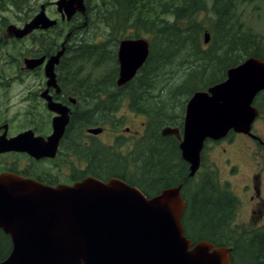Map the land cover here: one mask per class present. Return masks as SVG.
I'll use <instances>...</instances> for the list:
<instances>
[{"label": "water", "instance_id": "obj_1", "mask_svg": "<svg viewBox=\"0 0 264 264\" xmlns=\"http://www.w3.org/2000/svg\"><path fill=\"white\" fill-rule=\"evenodd\" d=\"M54 6L62 21L85 14L84 0H57ZM55 25L41 5L23 28L11 25L7 32L21 39L33 30H48ZM209 39L205 31L203 43ZM64 51L63 42L45 63V57L24 58L23 67L33 70L44 64L46 83L57 87L55 68ZM148 55L147 40H121L116 55V85L130 82ZM262 91L264 61L247 58L228 68L223 81L189 97L181 135L178 128L161 129V136H174L179 141L189 178L199 169L206 140H221L230 131L251 135L258 116L252 103ZM46 99L47 108L58 115L47 141L24 133L8 141L0 139V151L54 154L68 115L66 108ZM101 131L99 127L87 129L92 135ZM180 189L181 185L167 188L148 199L136 187L115 178L104 183L88 177L72 186L46 188L13 174H0V230L11 242L10 252L0 264H232L229 248L206 241L193 244L184 236L181 219L185 202Z\"/></svg>", "mask_w": 264, "mask_h": 264}, {"label": "trees", "instance_id": "obj_2", "mask_svg": "<svg viewBox=\"0 0 264 264\" xmlns=\"http://www.w3.org/2000/svg\"><path fill=\"white\" fill-rule=\"evenodd\" d=\"M18 1L25 0H0V12L10 5L17 7ZM236 1L243 3L245 0H213L210 14L207 15L206 4L199 0H101L100 9L98 5L92 9L89 0H84L85 14H76L70 22H65L69 28L65 35L69 37L80 34L79 28L86 27L81 22L77 24L73 21L79 17L83 21L88 20L86 25L100 18L98 22L103 21L114 35L119 34L121 29L120 38L126 30H131L130 38L142 34L148 36V58L130 82L123 87L116 86L117 67L112 68L108 74V83L117 87L118 102L111 108L104 106L101 113L107 116L119 106L123 98L128 97L130 108L149 118L151 131L149 136L146 135L136 144L131 161L125 158L119 161V169L115 172L119 175L117 178L138 188L148 198L163 189L182 184L181 195L186 201L182 226L188 239L194 243L207 241L215 247L229 248L232 264H264V229L253 231L249 237L238 238L240 235L234 230L237 227H231L237 202L229 188L219 182L215 168L205 167L206 170L195 183L187 178L186 164L177 160L180 157L174 140L172 143L160 136L163 127H181L183 116L174 119L169 117L165 111V101L160 100L158 95L154 96L166 89V79L178 71L181 72V79L172 85L170 92L172 95H183L186 102L195 91L206 90L223 81L228 68L250 57L264 60L261 41L250 31L240 29L242 25H239L235 17L237 6L233 7ZM101 13L104 15L100 17ZM205 21H209L210 25L206 26ZM56 26L52 33L58 38L62 33ZM205 30L211 32V41L203 47L200 36ZM52 33L46 31L39 34L44 37L35 35L36 41ZM114 41L118 43L119 40ZM104 45L105 42L83 43L81 39L77 47L72 49L73 57L79 61L86 56L106 58L110 52L103 49ZM42 50L46 52V48ZM68 50L71 47H66L59 68L66 62ZM183 104L184 101L181 108ZM100 121L88 116L85 126H94ZM131 163L134 169L139 170L138 177L127 175ZM171 165L175 169H170ZM201 167H204L203 158ZM182 171L183 176L177 177ZM186 188L190 190L188 195ZM10 247L8 237L0 234V261L7 257Z\"/></svg>", "mask_w": 264, "mask_h": 264}, {"label": "flooded vegetation", "instance_id": "obj_3", "mask_svg": "<svg viewBox=\"0 0 264 264\" xmlns=\"http://www.w3.org/2000/svg\"><path fill=\"white\" fill-rule=\"evenodd\" d=\"M33 32L44 33V31L41 30H34ZM33 32L21 39L13 36H9L8 39L13 41H22L29 37H35L36 39L37 36H33ZM70 38L71 36H69L67 40H70ZM3 42L4 40H0V43ZM66 46H69V41H66L65 48ZM43 48H46V52L40 50V52L37 51L33 53L31 57L27 58L45 57V63L50 56L56 54L60 45L56 47L53 38H51L49 39V44ZM38 49H41L39 43L37 44V50ZM64 55L65 54L62 56ZM61 59L62 58H60V60ZM60 60L55 68L57 87L48 86L46 83L44 77V64L33 70H26L20 67L15 70L12 76L7 72L9 69L7 70L0 66V139L8 141L21 134L29 133L30 138L46 142L53 132V119L58 116L47 108V97L50 98L51 102L60 104L66 108L68 115V124L56 145V150H54L55 152L53 155L51 151L43 153L36 150L30 153L25 150L3 149L0 151V174H13L21 179L32 181L46 188H54L58 185L71 186L88 177L95 178L104 183L111 178L120 179L117 178L119 175L115 174L116 170L119 169V157L124 159V155H126L127 158L125 159L129 161L132 160L136 144L146 138L145 122H140L139 125L142 127L140 131L131 130L129 127L120 128V125L117 127H110V125L107 124L108 126H105L106 124L103 123H112L113 114L118 108H115V110H112L111 113L106 116L101 113V108L104 107L102 103H99L100 105L92 103L94 107L99 108V111L94 112L93 110L94 113L91 114V117L97 121L102 120L94 126L98 125L102 131L97 135L87 133L88 128H94V126H85L86 120L88 116H90L85 109L86 97L88 98L89 95L85 93L86 91L82 89V87L78 89L79 92L77 93H72L71 88L64 87V84L61 83L59 74ZM38 71L42 72L43 75L41 83L29 84L22 82L23 75H31ZM78 85L79 84H77V88L79 87ZM56 88L58 90H56ZM106 96L110 97L112 93H107ZM114 96L118 97L117 91L114 93ZM98 98L100 100L103 99L101 95ZM115 101L117 102L118 99H115ZM252 105L258 111V116L252 125L251 135L230 131L224 139L212 142V144H218L220 142L231 144L236 138L240 137L247 142L245 144L246 148H248V143L251 145L253 144V147H255L257 151L256 158L258 159V151L264 153V137L255 133V131L258 130L255 124L258 121L262 124L264 123V91L258 93ZM174 127L178 128L181 134L182 127ZM103 134L107 135L106 141H101L99 139ZM163 138L168 139V141L172 143V140H174L175 146L178 149L179 160L185 163L180 156L179 141L174 136H165ZM202 158L203 157H201V161ZM253 158L256 159L254 156ZM185 164L187 176L189 170L188 164ZM129 166L130 168L133 167L132 163ZM129 166H127V168H129ZM207 168L212 169V166L209 164ZM201 169L200 163L199 169L194 177L191 178L192 183L198 181L196 178L198 174L202 172ZM179 176L180 178L183 176V171L177 174V177ZM250 178L253 181H257L258 175L252 174ZM259 185L258 182V184H253L250 187L247 186V188L251 190L249 197L250 201H252V203L255 202L250 212L252 214L257 213L260 218H263L264 187H259ZM188 194H190V190L186 188V195ZM154 196H156V194L152 195V197ZM181 196H183V194ZM0 234L7 236L10 241L9 236L4 234L2 230H0Z\"/></svg>", "mask_w": 264, "mask_h": 264}, {"label": "rangeland", "instance_id": "obj_4", "mask_svg": "<svg viewBox=\"0 0 264 264\" xmlns=\"http://www.w3.org/2000/svg\"><path fill=\"white\" fill-rule=\"evenodd\" d=\"M55 1L57 0L18 1L16 4L17 7L10 5L6 10L0 12V40H4L3 43H0V66L7 70L9 69L7 72L10 74V76L15 73V70L23 67L22 62L24 58L31 57L33 53H36L37 51L40 52L43 47L47 46L49 44V39L53 38V42L56 43L57 47L63 41L65 34L68 33L69 28L65 26V21H61L59 15L56 12V8L54 6ZM199 1H204L208 12L206 14L209 15L213 0ZM89 3L92 9H94L95 5H98L99 9L101 8V0H89ZM41 5L44 6L46 16L49 19L57 21L56 27L61 29V36L58 38L53 36L54 34L52 33V28L51 30H48L50 33H52V35L48 34L47 36L49 37L45 36L44 39L39 41H36L35 38L30 37L25 38L22 41H13L8 39V37L11 35H9L7 32V28L12 25L13 27L16 26L15 28L17 29H21L22 26H24V23L30 21L33 16L39 12ZM233 7H236L235 10L237 13L235 17H237V22L239 25H242L240 26V29L243 31H250L252 34H254V37L257 38L258 41H261L260 46L263 47L264 50V0H245L243 3H238L236 1L233 3ZM99 15L101 17L104 14L101 13ZM99 19L100 18L89 25H86L88 20L83 21V19L79 17L73 19V21L77 24L81 22V24L83 23V25L86 27L79 28L80 34L72 35L70 40H68V47H71V50L66 52V62L63 63L59 71L61 83L64 84L65 88H71L72 93H77L79 92L78 89L82 87V89H85V93L89 95L88 98L86 97L85 109L87 110V113H89L90 118H92V113L99 111V108L94 107L93 104L100 105L99 103H102L103 106L111 108L118 102L115 101V99H118L115 98L117 96H114L117 87L108 83V74L112 68H118L116 55L119 42L122 39H129L131 34V30H126L125 32H122L121 39V29L119 30V34L116 33L114 35L110 28L103 24V21L98 22ZM74 22L72 24H74ZM204 23L206 26L210 25L209 21H205ZM45 32L46 31H44V33ZM41 33L42 32L34 33L33 36H39ZM203 33L204 32L201 33L200 39L203 47H206L211 41V32H209L210 39L207 44L203 43ZM134 38L136 37H131L130 39ZM137 38H145L148 40V36L145 34L139 35ZM81 39L83 40V43L88 44L105 42L103 49L109 51L110 54H108L106 58L103 59H100L98 56H86L81 61L76 60L73 57L72 49L77 47L76 45ZM116 39L119 40L118 43L114 41ZM38 43L40 44L41 49L37 50ZM115 43L116 46H114ZM71 58L72 61H69ZM97 60L101 61L99 63H95ZM111 60H113V62ZM68 74L70 76H68ZM180 75L181 72L178 71L176 74L172 75L171 78H167L166 76L167 83L164 86L166 89L160 90L154 95H158L159 97H157L160 100L165 101L167 108L165 111L167 112L168 116L173 119L175 117L184 116L183 109L185 110L184 106L187 102H185V97H183V95H172L170 92V90L173 89L172 85L177 84L181 79ZM42 80L43 75L40 71L31 75L22 76V82L24 83L38 84L41 83ZM77 84H79L78 88ZM107 93H112V96L107 97ZM100 95L103 97L102 100L98 98ZM183 101L184 104L181 108ZM130 104L131 103L128 97L123 98L119 106L116 107L118 110L113 114V120L111 119L112 123L103 124H106L105 126L110 125V127H117L120 125V128L129 127L131 130L140 131V129H142V127L139 125L140 122H145L146 134L149 136V133H151L148 126L149 118L143 114L134 112L130 108ZM177 121H179V119H177ZM94 127H98V125ZM255 127L258 128L255 133H258V135L264 137V123L262 124L258 121L255 124ZM106 138L107 135L104 134L99 137L101 141H106ZM246 143L247 142L245 139L240 137L236 138L231 144H228L227 142H220L218 144H212L210 141L206 142L203 149L204 151L202 153L204 167H202V172L198 174L196 178V180L199 179L200 175H202L206 170L205 167H207L209 164L216 169L219 182L223 186H227L229 188L232 196L237 202L234 208L235 213L231 227H237V229L234 230H237L238 234L240 235L238 238L244 236L249 237L253 234V231L264 229V217L260 218L259 214H252L250 212V209H252L255 202L252 203V201H250L249 197L251 190L247 188V186L250 187L253 184H258V182L260 184L259 187H264V153H260L258 151L257 159V151L255 147H253V144L251 145L248 143V148H246ZM124 156V158H127L126 155ZM253 156L256 159H254ZM119 158L122 160L121 157ZM137 164L141 163L137 162ZM170 169H175V166L173 165V167ZM138 173L140 174L139 170L131 167L130 172H128L127 175H130L133 178V175L134 177H138ZM252 174L258 175L257 181L251 180L250 177ZM0 256L2 255L0 254Z\"/></svg>", "mask_w": 264, "mask_h": 264}]
</instances>
